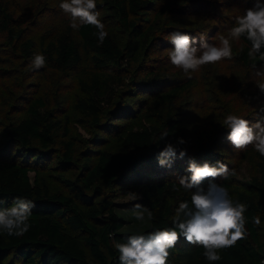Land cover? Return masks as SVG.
Wrapping results in <instances>:
<instances>
[{
	"label": "trees",
	"instance_id": "trees-1",
	"mask_svg": "<svg viewBox=\"0 0 264 264\" xmlns=\"http://www.w3.org/2000/svg\"><path fill=\"white\" fill-rule=\"evenodd\" d=\"M13 1L0 0V37L5 39L10 56L20 61L32 59L37 53L44 55V68H53L76 82L79 93L74 107L99 128L106 125L100 124L105 104H111L119 95L115 88L122 84L125 86L124 78L130 77L133 82L134 76L128 72L129 68L149 58L159 36H162L159 32L167 28L172 30L169 31L171 33L181 31L197 40L201 36L205 38L208 32H187L192 28L184 27L186 22L181 14H189L192 7H196L195 11L207 12H213L215 8L213 0L212 3L208 0H96V11L108 33L101 45L94 35L97 30L93 26L84 25L74 30L70 22L58 29L30 36L27 25L38 13L33 12L54 6L60 12L61 0H46V4L43 0H26L22 4V15L14 9ZM250 47V42L241 37L232 47V56L246 67H264V59L259 56L249 58ZM148 71L135 88L146 94L151 90L156 92L152 111L142 113L137 109L133 113L125 102L115 117L130 119L118 135L124 146L142 153L135 158L138 160L141 156L139 159L142 161L132 162L130 156L117 157L108 149H97L96 160L82 165L83 172L78 175L77 182L72 183V195H69L51 192L35 169L31 178L29 172L32 167L22 158L24 153H18L15 159H0V209L12 206L16 197L32 200L35 205L29 218L30 228L22 236H10L0 231V264H120V254L114 243H126L130 235H147L174 227L179 203L187 201L190 204L191 192L196 188L187 190L177 181L178 177L190 176L186 171L190 160L194 159L200 165L208 162L212 166H216L217 161L224 162L214 147H209L197 155H186L184 159L179 158L178 152L172 158L171 167L159 166L160 152L166 144H172L181 136L183 118L172 119V108L179 97L196 83V79L164 87L167 84L161 78L159 80L160 73ZM50 111L42 95L29 97L22 115L8 120L5 125V135L11 148L16 146L18 151L27 152L35 140L43 150L49 149L60 127ZM145 120L149 125L145 126ZM67 121L65 114L61 140L64 163L74 158L73 141L65 138L69 131ZM113 129L117 131L118 128ZM227 130L224 129L226 132L223 134H227ZM164 131L168 136L159 140L160 133ZM94 141L100 143L101 139L94 137ZM148 151V156H145ZM242 156L254 164L255 175L239 181L230 172L226 179L206 178L211 181L201 188L207 192L211 183L219 184L227 189L233 201L247 206L244 214L248 221L247 235L235 246L220 250L221 260L211 264H264V233L261 234L264 232V156L251 146L244 149ZM96 182L100 183L99 188H94ZM129 183H140L141 187V198L133 203L132 208L135 203H140L152 212L149 226L141 232L121 230L124 220L116 213L113 201L102 191L103 188ZM254 217H259V225L253 223ZM203 251L202 247L188 244L181 237L169 250L167 264H210Z\"/></svg>",
	"mask_w": 264,
	"mask_h": 264
},
{
	"label": "rangeland",
	"instance_id": "rangeland-1",
	"mask_svg": "<svg viewBox=\"0 0 264 264\" xmlns=\"http://www.w3.org/2000/svg\"><path fill=\"white\" fill-rule=\"evenodd\" d=\"M25 1H13L14 9L19 15L24 13L22 4ZM208 1L211 2V0ZM263 1L213 0L215 5L213 12L201 9L195 11L196 7H192L189 14L181 15L185 18L184 27L192 28L187 29V32H208L205 39L209 43H218V35L227 36L228 29L234 23L235 16L242 15L244 10L253 8L257 2L262 3ZM44 3L46 4V0H43ZM36 11L38 13L27 25L30 36L40 35L46 30L58 29L71 20L68 14L63 11L59 12L56 6L37 9L33 13H36ZM169 31L172 30L166 28L159 32V35L162 36H159L158 41L161 40L160 42L157 41L156 47L151 50L148 59L133 66L131 64L132 67L129 68L128 72L134 76L133 82H131L132 78L127 77V79L124 78L125 86L122 84L115 88L119 95L115 97L116 99L111 104H105V114L102 116L100 124L106 125L100 128L94 127L90 118L75 109L74 102L79 91L76 82L72 78L58 73L53 68L41 67L36 69L32 66V59L20 61L13 59L10 56V50L5 39L0 37V73L2 74V76L0 75V159H15L14 156H18V153H24L22 158L32 167L29 172L31 178H33L36 171L38 177L46 182L51 192L69 195H72V183L77 182L78 175L83 172L82 165L87 161V164H90L96 160L97 149H108L117 157L130 156V159L133 158L132 162L136 161L137 154L141 155L142 153L124 146L122 138L118 135V131L127 127L130 119L119 120L115 117L118 115L116 114L117 110L125 102H127L128 108L133 113H136L137 109H140L142 113L152 111L156 92L151 90L150 94H146L140 92V88H135L138 80L144 77L149 70L160 73L159 80L161 78L164 80L163 83L167 84V86H164L162 83L164 87L190 78L196 79V83L179 97L171 111L172 119L183 118L180 138L185 143L178 144L179 138L177 141L172 142L177 149L176 153L183 150L186 155H197L206 148L214 147L213 150L228 165L232 176L237 180H247L255 175L254 164L242 156L244 149L249 146L253 148V146L249 145L241 150L234 149L227 140L229 131L226 126L222 125L225 116L228 114L240 116L251 123L264 120V92L257 87V84L264 80L257 73H264V67H246L236 57L232 56L231 59L207 64L196 72L185 74L182 70L175 68L168 58V50L173 47L168 41V36L171 34ZM230 43L233 47L238 44V41L231 40ZM127 85L129 87H126ZM125 88L126 90H124ZM130 94L132 95L129 96ZM37 95H42L48 102V108L51 110L53 118L59 121L60 127L49 149L43 150L33 140L30 151H18L16 146L15 149L11 148V143L5 135V125L8 120L20 117L27 99ZM65 114L68 116L67 122H69V131L65 138H70L73 141L74 149V158L69 163H64L61 159L64 151L61 140L63 136V116ZM144 123L145 126L149 125L148 120H145ZM66 124L65 122V126ZM107 126L109 127L106 128ZM136 127L135 124L134 128ZM113 128L118 129L115 131ZM224 129L228 131L227 134H223L226 132ZM222 136L223 138H221ZM94 137L101 139V142H95ZM148 153L149 151L144 155L148 156ZM186 155L179 158L184 159ZM140 157L138 156L137 163L142 161L139 159ZM210 181L204 179L199 187L202 188ZM99 187L100 183L96 182L94 188ZM140 189V183L119 184L109 189H102L105 196L113 201L116 213L124 220V225L121 228L123 232H141L149 226L147 214H145L143 222L137 221L133 215L134 208H132V205L137 200H131L129 193H137L140 199ZM262 233L264 232L261 231Z\"/></svg>",
	"mask_w": 264,
	"mask_h": 264
},
{
	"label": "clouds",
	"instance_id": "clouds-1",
	"mask_svg": "<svg viewBox=\"0 0 264 264\" xmlns=\"http://www.w3.org/2000/svg\"><path fill=\"white\" fill-rule=\"evenodd\" d=\"M60 9L71 17L70 27L78 30L81 26L91 25L97 31L99 44H103L108 33L105 25L96 11V0H61ZM191 19V17H190ZM245 37L251 44L248 56L255 59L259 56L264 59V4L259 2L253 8L244 10L242 15L234 17V24L228 29L227 36L218 35V43H209L203 36L197 40L195 37L181 32L173 31L168 41L173 47L168 50L171 64L182 70L185 74L198 71L202 66L217 63L232 58L231 40L239 41ZM198 45V46H197ZM46 57L34 54L32 66L36 69L44 67ZM264 78V73H257ZM264 92V80L257 84ZM229 129L227 140L236 150L252 145L255 151L264 156V120L251 123L249 120L234 114L225 116L223 125ZM168 132L160 133L159 140H164ZM182 138L178 144H183ZM176 147L168 143L158 156L161 167H171L172 158L176 154ZM186 155L185 151L180 156ZM190 176L178 177L179 185L187 190L196 188L191 192V202L182 201L176 209L174 227L156 230L147 235L134 234L127 238L126 243H114L119 252L120 264H167L169 250L175 247L181 237L191 245L202 247L203 256L210 262L221 260L220 250L233 247L238 240L247 235V218L244 215L247 206L239 201H233L226 188L211 183L205 192L199 187L206 178L215 180L218 177L227 178L230 169L227 164L217 161L216 166L204 162L197 164L193 159L189 161L186 170ZM131 200H138L137 193H129ZM32 200L16 197L12 206L0 209V231L8 235L22 236L29 228V218L34 207ZM145 214L152 218V212L140 203L134 204L133 215L137 221L143 222ZM183 216L181 220L180 217ZM253 223H261L259 217L253 218Z\"/></svg>",
	"mask_w": 264,
	"mask_h": 264
}]
</instances>
